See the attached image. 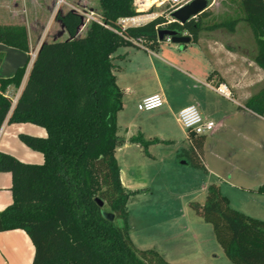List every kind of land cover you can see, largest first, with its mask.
I'll list each match as a JSON object with an SVG mask.
<instances>
[{
	"label": "trees",
	"instance_id": "trees-1",
	"mask_svg": "<svg viewBox=\"0 0 264 264\" xmlns=\"http://www.w3.org/2000/svg\"><path fill=\"white\" fill-rule=\"evenodd\" d=\"M135 1L98 0L100 22L109 29L91 22L82 36L80 16L57 14L68 37L42 44L22 89L26 66L0 79V129L5 122L28 123L46 132L45 137L18 135L23 145L43 156L42 164L23 163L0 152V173L10 175L12 197L0 212L2 231L27 234L34 247L32 264H169L153 250L137 249L129 235L126 206L135 192L124 189L115 157L124 140L118 136L123 92L116 83L113 54L123 47L155 49L160 29L185 34L196 43L207 12L185 25L166 24L164 15L121 31L118 20L137 15ZM240 9L257 41L254 63L264 71V0H241ZM237 22L214 27L232 30ZM0 44L28 53L25 25H0ZM9 88L21 89L16 100L6 95ZM239 109L264 117V85ZM188 140L202 152L205 136L189 134ZM128 142L143 147L147 155L148 146L157 143L141 134ZM186 157L200 167L194 151ZM258 192L264 194V186ZM191 207L212 227L231 264H264V221L231 208L216 184L208 185L202 205ZM103 213L121 220L122 226Z\"/></svg>",
	"mask_w": 264,
	"mask_h": 264
},
{
	"label": "rangeland",
	"instance_id": "rangeland-1",
	"mask_svg": "<svg viewBox=\"0 0 264 264\" xmlns=\"http://www.w3.org/2000/svg\"><path fill=\"white\" fill-rule=\"evenodd\" d=\"M240 1L215 0L214 5L206 11L207 16L201 17L203 31L199 37L204 51L211 56V59L222 60V66H225L226 72L233 77L239 76L237 70H249L248 66H239V57H245L248 62H252L258 49L249 24L242 19ZM42 3V9H38L37 14L44 26V32L47 31L46 41L64 40L68 37L65 32L57 36L61 31V25L56 20L57 14L74 12L80 16L82 24L79 35L81 36L93 20H100L98 0H63L60 5L56 0L42 1ZM46 6H48V14L45 13ZM164 11L163 8L153 7L150 12L160 15ZM165 20L167 21L166 17ZM230 20H238L232 30L225 26L214 27ZM158 47H162V50L167 48L183 50V46L178 47L167 41L159 42ZM228 54L235 55V59H231L232 62L225 60ZM119 65L123 69L119 76V85L122 87L132 84L136 86V80L134 81L136 74L145 75L149 80L147 82H153L152 69L149 66H159L149 61L148 54L144 50L133 47L128 49L126 60ZM229 65L237 70H231ZM177 77L184 78L174 70L171 78L175 81L170 78V85L177 84ZM140 87L142 86L138 88ZM8 96L16 100L18 92L13 91ZM177 105L175 101V105L170 110L162 107L144 113L137 111L134 100L130 98L126 101L124 113L120 116L119 125L123 127L127 124L129 132L134 136L138 135L136 127L144 128V125L148 126L153 121L160 123L161 127L158 128V132H154L156 133L154 135H160L167 141V143L148 146L147 151L155 159L147 155L143 147L130 144L120 147L116 152L121 180L127 189L130 191L144 189L142 193L131 197L126 206L131 241L139 250L157 252L169 264H231L217 244L212 227L195 213L191 203L200 205L204 203L206 192L202 187L221 182L224 179L222 162L233 160L239 169L248 174L250 181L235 183L237 187L245 189V192L229 193L230 207L239 212L247 211L258 215L257 217L264 221L263 199H259V204L254 203V195L247 190L264 184V122L258 120L252 123L259 134L250 132L244 135V132L241 137L239 131L231 129L219 130L214 136L208 135L203 152L198 153L177 122ZM225 106L228 111L230 109V112H234L232 105ZM198 111L200 112L199 108ZM148 127L151 130L156 129ZM16 143L22 145L19 140H16ZM192 151L198 156L200 167L189 164L186 154L189 155ZM29 152L33 157L40 154L31 150ZM33 157L23 159L31 162ZM201 165H205L218 178L213 175L208 176ZM242 203L248 209L243 208ZM251 207L258 210L259 214L249 210ZM111 221L117 227L122 226V221L119 219L113 217Z\"/></svg>",
	"mask_w": 264,
	"mask_h": 264
},
{
	"label": "crops",
	"instance_id": "crops-1",
	"mask_svg": "<svg viewBox=\"0 0 264 264\" xmlns=\"http://www.w3.org/2000/svg\"><path fill=\"white\" fill-rule=\"evenodd\" d=\"M42 1L47 2V0H0V25L14 26L19 25L18 23L26 24L25 27L27 29V37L29 41L28 53L0 44V79L10 78L15 74L18 68L26 66V73L21 89L24 86L32 66V63L29 60L30 54L33 52L37 53L42 44L47 42V31L44 32V26L42 25L41 19H38L39 14H37L39 13L38 11L42 9V4L44 3H42ZM45 13H49L48 6L45 7ZM63 33L64 32L61 30L58 32L57 36H61ZM131 48L132 47H123L118 49L115 54H113V58H115L114 64L117 66V71L114 73L116 83L118 88L123 92V108L117 116L118 136L124 140V144L122 146L130 144L128 139L134 136L129 132V126H127V124H124L123 127L119 125V119L124 113L126 101L130 98L133 99L137 109L138 104L144 97L153 94L161 95L165 101L164 107L169 110L175 105V101H177L178 104L176 106V110H178V112L189 105L198 107L203 118L215 123L214 130L208 134L210 136H214L219 130L225 131L231 129L239 131L241 137H243L244 132V135L250 132L259 134L258 130L253 127L252 123H255L258 120L264 122V118L257 116L250 111L239 109L250 96L258 92V90L264 85V71L260 69L254 61L248 62L245 57H239V66H248L249 70H237L233 66L229 65L231 70L236 69L239 74V76L236 75V77H233L226 72L225 66H222V60H214L213 58H210L211 56L204 51L199 39L196 43L190 42L189 44L184 45L182 51L171 48L162 50V47L159 48L157 46L153 50H144L148 54L149 61L152 64L156 65L157 63L159 65L149 66L152 69L151 75H153V82H147L149 80L145 75L136 74L134 77V81L136 80V86H133L132 84L122 87L119 85V76H121L123 69L119 63L126 60L128 49ZM133 48L142 49L137 47ZM228 55L229 56H226L225 60L232 62L231 59H235V55ZM174 70L184 78L177 77V84L170 85V78L173 77ZM172 80L175 81L174 79ZM205 83L213 86L224 84L230 90L232 99L227 100L219 96L212 90L205 87ZM146 85L149 86L147 87ZM139 86L142 87L138 88ZM256 87L258 89H256ZM21 89L17 91L18 94ZM13 91H15L13 88H9L6 95L8 96L9 93ZM226 104L232 105L234 107V112H230V109L228 111L225 106ZM232 124L234 125L232 126ZM148 126L156 129L151 130ZM148 126L144 125V128L140 126L136 127L138 134H141L145 141L149 142L156 140L157 143L154 144L167 143V141L160 135H154L156 134L154 132H158V128L161 127L160 123H154L153 121L148 124ZM19 134H31L37 137L46 136L45 130L40 127L34 125L32 126L28 123L8 124L5 122L0 129V152L8 153L23 163L42 164L43 156L41 154L33 157V154L29 152L30 149L28 150V148L23 144L19 145L16 143V140H19ZM185 135L187 138L186 132ZM205 142L206 136L202 146V152ZM130 145L139 147V145L135 144ZM118 149H120V147ZM20 156H22V158ZM149 156L155 159V157L150 153ZM32 157L33 160L31 162H28V159H23H31ZM203 167L208 176L213 175L217 177V175L212 171H209L205 165ZM222 170L224 179L221 182L216 183V185L219 186L222 195L226 197L229 205L231 206L229 193L235 191L240 193L245 192V189L237 187L235 183L237 181L239 183H248L250 178L246 172L239 169L233 160L223 161ZM121 183L126 191L135 192V194L131 197L142 193L144 190L130 191L127 189L126 185H124L122 180ZM10 186V175L8 173H0V212H2L12 201L11 192L9 190ZM262 186H264V184L247 189L251 191L252 195H254V203L259 204V199H263L264 201L263 193L258 192V189ZM207 187L208 185L203 186L202 190L206 192ZM242 204L243 208L248 209L244 203ZM249 210L253 211L254 209L251 207ZM241 212L252 218L262 220L257 217L258 215H254L247 211ZM254 212L259 214L258 210H254ZM33 256L34 247L24 231H0V264H32Z\"/></svg>",
	"mask_w": 264,
	"mask_h": 264
},
{
	"label": "built area",
	"instance_id": "built-area-1",
	"mask_svg": "<svg viewBox=\"0 0 264 264\" xmlns=\"http://www.w3.org/2000/svg\"><path fill=\"white\" fill-rule=\"evenodd\" d=\"M191 1L192 0H136L134 8L137 12V15L119 19L117 25L118 27H120L121 31H124L128 28L142 26L154 20L155 18L160 16L162 17L164 15L167 18V24L174 23L175 21L170 18V14L179 10ZM209 1L210 4L208 9H210L215 3V0ZM56 2L60 5L63 3V0H56ZM153 7L163 8L165 9V11L160 15L150 12ZM197 17L193 18V20H196ZM93 22H97L103 27L107 28L100 22V20H93ZM113 32L118 35L121 34L118 30H113ZM166 41L170 42L169 39H166ZM36 54V52L30 54L29 60L31 63H33V61L35 60ZM204 86L227 100L232 99L230 90L224 84L213 86L211 84L205 83ZM164 105L165 101L162 96L159 94H153L144 97L138 104L137 109L139 112L149 113L164 107ZM177 122L180 127L187 133V138L189 134L193 135L194 137L207 136L215 128V123L203 118V116L198 111V108L194 105H189L181 109L177 114Z\"/></svg>",
	"mask_w": 264,
	"mask_h": 264
},
{
	"label": "water",
	"instance_id": "water-1",
	"mask_svg": "<svg viewBox=\"0 0 264 264\" xmlns=\"http://www.w3.org/2000/svg\"><path fill=\"white\" fill-rule=\"evenodd\" d=\"M209 4V0H192L179 10L172 12L170 14V18L180 25H185L186 23L193 20V18L205 12L208 9ZM157 39L158 42H163L164 40L169 39L170 43L178 46H184L191 42V38L187 35L179 34L168 29H160L157 32ZM99 205L102 206L103 204L99 202ZM103 216L110 221L113 219V215L109 213H103ZM1 230L2 224L0 220V231Z\"/></svg>",
	"mask_w": 264,
	"mask_h": 264
}]
</instances>
